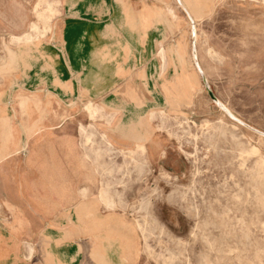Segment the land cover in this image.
Returning <instances> with one entry per match:
<instances>
[{"label":"rangeland","instance_id":"obj_1","mask_svg":"<svg viewBox=\"0 0 264 264\" xmlns=\"http://www.w3.org/2000/svg\"><path fill=\"white\" fill-rule=\"evenodd\" d=\"M46 1L56 12L50 33L17 42L35 35L44 8L36 9L38 0H0L1 97L22 89L29 71L33 77L37 50L55 54L44 44L62 22L64 0ZM125 1L153 8L139 14L143 29L153 24L148 40L125 36L139 52L137 70L153 58L150 88L136 72L115 81L117 103L110 95L107 106L103 97L55 105V187L44 176L38 189L43 197L53 189L55 213L67 224L49 234L58 229L78 245L71 264H264V0ZM88 102L100 109L94 118ZM28 152L12 160L16 175L35 161ZM49 241L12 238L1 244L0 264H67L53 259Z\"/></svg>","mask_w":264,"mask_h":264},{"label":"crops","instance_id":"obj_2","mask_svg":"<svg viewBox=\"0 0 264 264\" xmlns=\"http://www.w3.org/2000/svg\"><path fill=\"white\" fill-rule=\"evenodd\" d=\"M145 6L153 9L149 4L125 0H64L62 22L56 25L50 43L44 44L55 54L44 52V47L37 50V70L33 77L29 76V71L22 89L14 93L5 91V98L0 92V248H4L1 244L12 242V238L27 239L31 234L37 241L49 239L52 257L59 262L71 264L81 255L78 245L62 240L58 229H55V238L49 234L54 226L67 224L66 214L55 213V209L59 211L61 207L58 201L55 206L53 189L49 197H43L38 189L40 182L44 184V178L41 179L44 176L49 179L47 186L55 187L54 128L59 119L53 111L55 105L62 104L65 99L82 104L103 97V104L107 106L108 97H105L113 95L117 103L116 93L113 94L118 88L115 81H125L129 74L140 72L136 69L140 65L139 52L132 49L129 40H148L153 30V24L143 29L139 21ZM125 10L130 12L128 17ZM116 13L119 18H115ZM124 40L127 49L118 46ZM142 50L143 56H150L147 49ZM151 61L146 62L145 69L140 72L144 73L148 88L154 69ZM18 94L32 96L22 99ZM50 109L51 113H42ZM125 118L122 116L120 121ZM101 131L106 132V128L102 127ZM24 150H29L28 154L35 161L25 162L23 170L16 175L12 160ZM44 219H49L47 223L51 225L44 228Z\"/></svg>","mask_w":264,"mask_h":264},{"label":"bare ground","instance_id":"obj_3","mask_svg":"<svg viewBox=\"0 0 264 264\" xmlns=\"http://www.w3.org/2000/svg\"><path fill=\"white\" fill-rule=\"evenodd\" d=\"M180 1V0H179ZM181 3V2H180ZM37 7H43L44 9L42 10V12H36V16H38V18L40 19V23L39 24H41L42 26L39 28V26L37 27L36 25H33V30L32 31H34L35 32V35H25L24 37H14L15 38V41H17V42H20V41H27V42H31L33 39H35V38H38V37H43L44 35L46 36L48 33H50V31H51V29H52V27H51V24H50V21H51V19H52V17H54V14H56V12H55V9L54 8H52V6L50 5V3L49 2H47L46 0H38V3H37V5H36V9H37ZM136 7V6H135ZM36 19H37V17H36ZM39 19H37V20H39ZM38 24V25H39ZM31 31V30H30ZM192 33H193V31H192ZM191 39H193V41H192V53H193V56H194V62H195V65H196V68H197V70L199 71V73H200V75H201V77H202V80H203V83H204V85H205V89H206V91H209L210 89H209V87H208V85H207V82H208V80H207V78L205 77V75H204V73H203V71L201 70V68L199 67V65L197 64V60H196V57H195V54H196V52H195V42H194V39H196V37H195V34L193 35V34H191ZM163 68V67H162ZM94 103V102H93ZM93 103H91V102H88L87 104H85V108L84 109H86V112L88 113V115L90 116V117H92V118H94L95 117V115H97L98 113H99V111H100V109L98 108V107H96ZM214 103L216 104V105H218V106H220V107H223L222 105H221V103H220V101H218L217 99H215L214 100ZM225 108V107H224ZM227 109V108H226ZM225 110V109H224ZM228 113V115L232 118V119H234V120H236L229 112H227ZM94 120V119H93ZM237 122H239V123H241L240 121H238V120H236ZM242 124V123H241ZM181 127V126H180ZM208 131V130H207ZM178 134V133H177ZM221 135V134H220ZM176 136V135H175ZM170 139V138H169ZM86 140H88V139H86ZM176 142V141H175ZM253 149V148H252ZM255 149V148H254ZM136 150L137 151H139V153L140 154H144L145 153V151H146V148H145V146L144 145H142V144H137L136 145ZM250 150V149H249ZM248 150V151H249ZM224 151H226V150H224ZM247 152V151H246ZM250 152V151H249ZM248 153V152H247ZM255 153V152H254ZM253 153V154H254ZM258 152H256V154H257ZM243 154V153H242ZM246 154V153H245ZM256 154H254V155H256ZM260 154H258V156H259ZM257 156V155H256ZM260 158V157H259ZM263 161L262 160H259V161H257V163H256V161H255V163L256 164H258L257 165V167L256 168H258V170H255V168H254V170H255V172L257 171H261V167H260V165H261V163H262ZM247 170V169H246ZM252 171L251 172H253V168L251 169ZM255 172L253 173V175L255 174ZM255 175H257V174H255ZM255 175H254V180H256L255 179ZM258 175H259V173H258ZM251 177V176H250ZM258 177V176H257ZM261 177V176H260ZM259 178V177H258ZM257 178V179H258ZM260 179V178H259ZM258 179V180H259ZM261 180V179H260ZM257 181V180H256ZM255 182V181H254ZM257 183V182H256ZM259 185V184H258ZM259 187H260V185H259ZM263 187V189H264V186H262ZM147 199H149V198H147ZM260 203H261V200H260ZM124 204V203H123ZM140 204V203H139ZM138 204V205H139ZM143 204V203H142ZM263 205V204H262ZM263 208V207H262ZM237 212V211H236ZM163 234V233H162ZM165 234V233H164ZM183 247V246H182ZM176 259H178V258H176Z\"/></svg>","mask_w":264,"mask_h":264},{"label":"water","instance_id":"obj_4","mask_svg":"<svg viewBox=\"0 0 264 264\" xmlns=\"http://www.w3.org/2000/svg\"><path fill=\"white\" fill-rule=\"evenodd\" d=\"M210 93V92H209ZM211 98H213V97H211Z\"/></svg>","mask_w":264,"mask_h":264}]
</instances>
